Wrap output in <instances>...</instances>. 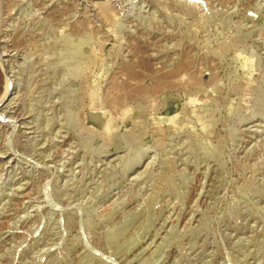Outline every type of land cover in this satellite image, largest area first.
<instances>
[{"label":"rangeland","instance_id":"obj_1","mask_svg":"<svg viewBox=\"0 0 264 264\" xmlns=\"http://www.w3.org/2000/svg\"><path fill=\"white\" fill-rule=\"evenodd\" d=\"M0 264H264V0H0Z\"/></svg>","mask_w":264,"mask_h":264},{"label":"bare ground","instance_id":"obj_2","mask_svg":"<svg viewBox=\"0 0 264 264\" xmlns=\"http://www.w3.org/2000/svg\"><path fill=\"white\" fill-rule=\"evenodd\" d=\"M186 61H187V60H186ZM186 61H185V62H186ZM187 62H188V61H187ZM182 63H183V62H182ZM183 64H185V63H183ZM188 64H189V63H188ZM188 64H187V65H188ZM187 68H188V66H187ZM169 70H170V69H168V70H166V71H169ZM177 70H178V69H177ZM166 73H167V72H166ZM170 74H171V73H170ZM158 75H160V73H159ZM170 79H171V78H170Z\"/></svg>","mask_w":264,"mask_h":264}]
</instances>
